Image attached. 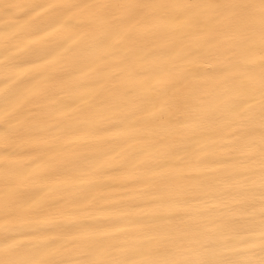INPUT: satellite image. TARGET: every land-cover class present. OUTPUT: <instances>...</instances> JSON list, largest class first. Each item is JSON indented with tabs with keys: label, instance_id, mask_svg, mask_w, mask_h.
I'll use <instances>...</instances> for the list:
<instances>
[{
	"label": "bare ground",
	"instance_id": "bare-ground-1",
	"mask_svg": "<svg viewBox=\"0 0 264 264\" xmlns=\"http://www.w3.org/2000/svg\"><path fill=\"white\" fill-rule=\"evenodd\" d=\"M90 2L0 0V108L18 104V135L0 147V224L12 220L0 240H24L34 260L75 237L148 245L169 259L262 264L259 121L214 114L221 83L206 79L217 61L239 59L234 18L215 0H199L209 7L198 24L158 14L129 62L101 68L71 60ZM159 69L173 79L157 84ZM160 88L186 107L161 115ZM203 92L207 104L196 100ZM83 251L61 248L58 258L82 260Z\"/></svg>",
	"mask_w": 264,
	"mask_h": 264
},
{
	"label": "snow or ice",
	"instance_id": "snow-or-ice-1",
	"mask_svg": "<svg viewBox=\"0 0 264 264\" xmlns=\"http://www.w3.org/2000/svg\"><path fill=\"white\" fill-rule=\"evenodd\" d=\"M214 6L223 8L228 17L234 18L228 27L235 34L233 38L239 51L234 55H238L239 59L230 67L223 65L222 61H217L219 71L206 78L221 83L220 88L213 90L217 96L213 113L218 112L225 119L239 122L258 119L261 180L264 187V0H215ZM85 7L91 9L90 23L88 30L73 41L75 47L71 50V60L76 64L92 63L106 68L111 64L129 62V53L136 51L135 46L145 34V30L154 25L158 14L179 12L186 17V22L198 24V14L209 5L202 4L199 0H91ZM121 8L128 11L126 15L118 18L114 10ZM253 57L258 59V64ZM11 66L10 58L4 67ZM159 72L161 74L156 79L157 84H165L173 79L171 74L163 69H159ZM207 95L208 92L201 93L196 97L197 102L207 104ZM154 100L160 104L161 115H164L165 110L180 111L188 103V99L183 95L170 96L166 88L157 90ZM17 108L18 104L14 102H6L5 106L0 108V147L5 151L11 147L18 135V130L11 124ZM190 114L193 119L201 118L200 113ZM240 127H243V123ZM2 179L6 185L13 182L8 177ZM11 205V199L4 202L5 208ZM11 223L12 220L9 219L7 224H0V231L11 230ZM75 239L72 237L65 245L51 247L46 253V259L34 260L30 258L31 252L24 240L6 238L0 240V264H222L215 261L169 259L160 249L148 245L135 246L128 245L127 242L112 245L97 239L81 246L71 243V240ZM80 247L84 248L80 254L84 255L85 259L58 258L62 256L61 248L71 251Z\"/></svg>",
	"mask_w": 264,
	"mask_h": 264
}]
</instances>
